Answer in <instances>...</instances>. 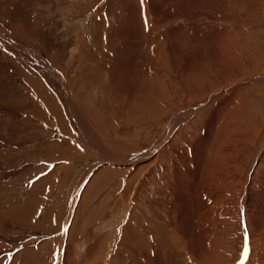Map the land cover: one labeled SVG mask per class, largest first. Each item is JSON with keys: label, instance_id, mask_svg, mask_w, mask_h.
Returning a JSON list of instances; mask_svg holds the SVG:
<instances>
[{"label": "rangeland", "instance_id": "374dc122", "mask_svg": "<svg viewBox=\"0 0 264 264\" xmlns=\"http://www.w3.org/2000/svg\"><path fill=\"white\" fill-rule=\"evenodd\" d=\"M225 1H189L198 15L168 21L173 27L166 39L167 23L159 12L148 16L147 0H0V33L57 74L0 45V264H61L67 256L64 245L69 260L76 259L66 264H135L130 242L122 238L127 222L137 221L146 237L161 226L172 232L173 224L164 225L168 218L158 207L135 206L130 198L123 202V196L149 168L165 165L162 155L149 156L148 150L162 141L177 117L190 108L175 129L173 162L181 137L193 157L204 121L220 107L202 150L199 183L223 161L218 148L232 146L237 136V171L231 172L235 187L218 182L216 199L201 193L211 211L199 220L188 209L193 224L199 222L196 232L203 235V246L173 252L174 235L154 242L149 236L155 262L139 261L264 264L263 246L256 261V251L245 256L249 238L244 237L240 206L237 211L231 207L264 134V0ZM165 4L163 9L172 13L174 5ZM63 88L110 154L148 155L138 169L99 162L100 153L76 125ZM251 184L260 190L259 181ZM239 201L248 211L242 197Z\"/></svg>", "mask_w": 264, "mask_h": 264}, {"label": "bare ground", "instance_id": "6f19581e", "mask_svg": "<svg viewBox=\"0 0 264 264\" xmlns=\"http://www.w3.org/2000/svg\"><path fill=\"white\" fill-rule=\"evenodd\" d=\"M165 1L167 2V0H165ZM165 1L164 0H149V1L147 0L146 6L148 9V12H147L148 16L154 15L157 12H159L160 14L157 13V16H162L163 22L167 23V25L165 27L166 33L165 32H164V34L161 33L162 37L167 39V38H169V36H172V35H170V33H171V30L173 27V24L169 23L168 21L177 20L180 18H184L185 20H183V21H190L196 15H198V12L195 10L193 5L190 4L189 1H191V0H168L170 2L171 6L174 5L172 13L169 11L170 12V14H169L166 10L163 9L164 5H166ZM236 2H237V0H236ZM225 3H226V1H225ZM222 5H223V2H222ZM212 6L213 5H211L210 7H212ZM143 7H144V5H143ZM213 8H214V6H213ZM149 10L152 13H150ZM200 13H201V11H200ZM210 17L212 18V15ZM155 20H157V19H155ZM158 22H160V21L158 20ZM173 23H174V21H173ZM154 24H155V21H154ZM205 24H206V22H205ZM155 26H156V24H155ZM220 29H222V28H220ZM214 30H216V29H214ZM214 30L212 29V32ZM202 33H203V30H202ZM214 33H215V31H214ZM193 37H194V35H193ZM108 40H109V38H108ZM210 41H212V40L210 39ZM0 45H2L4 47V50H6V52H10L11 55L13 54L14 56L21 58L22 60H24L25 62H27L29 64H32V65L36 64V66L47 70L48 67L46 68L45 63L42 60L38 59L36 54L34 55L25 46L23 47V46L17 45L16 43H14L11 39H8L7 36L2 34V33H0ZM168 46H170V45H168ZM174 60H175V58H174ZM187 69H189L188 66L184 72H186ZM49 70H50V72H47V71L46 72L48 74L51 73L52 76L57 78V74L54 71H52V69H49ZM115 80H116L115 83H117L119 85V83L121 81L120 77L116 76ZM57 81H58V79H57ZM59 81L61 83V86L63 87V83L61 82V78ZM55 83H57V82H55ZM64 86H65V84H64ZM63 91L66 92L65 101L67 103V106H69V108L71 109L70 112H71V114H72V116L76 122V125L79 127V129H81L83 135H85V138L88 141V144L93 148V150L96 153H100V160H99L100 163H102V164L107 163V164L116 165V166L131 165L134 169H138V166H139L138 164L144 162L148 155L150 156V155L157 154V153L159 155H162L161 157L164 158L161 161H166L165 165H160L159 167H157V165L156 166L152 165L154 167L149 168L146 171V173L143 175L142 180H140L138 182V184L136 186H134L133 188H131L130 190L128 189V192H126V194L123 196V199H122V201L125 202V200L130 198L133 201L135 206L140 205V204L141 205L144 204L145 206H153L154 209L156 207H158L160 209V212L165 214V217L168 218L167 221H164V218L162 219L165 223L164 225H168L167 223L171 222L173 224V229H174V231L172 229V232H170L167 230L168 228L165 229V227L163 228L161 226V227H158L156 233H153L149 230H148V232L146 231L148 233L147 237H146V236H143L144 235L143 233H145L144 229L140 226L139 223H137V221L136 222L128 221L127 225H125V229H123L122 238L124 237V239L127 240V242L128 241L130 242V245H128V248L130 249V251H132V255H134L133 256L135 259L134 263L135 264H142V262H140L139 260H146V259L149 262L154 263L155 257L152 258V256H154V253H156L155 252L156 249L155 250L153 249L155 247L154 246L155 244L151 245L152 243H149V241L152 240L154 242L158 236H164L165 237V236H168V233L170 236H172V235L175 236L174 240L176 242L174 241V242L170 243L171 244L170 250L173 252L176 250H181V251L188 250L189 251V249L193 250V249H196L197 247L203 246V243H204L203 239H202L203 235L196 232V229L200 227L198 225L199 222L197 223L196 221H194V223H195V225H194L193 220H192L193 216H194V220H199V217H201V215L208 214L211 211V208L209 209V203L207 202V199L208 200L209 199H216L215 193H217V188H218L217 183L218 182H220V184H222V185H226L227 187H233L234 183H236V182H234V178H233V175L231 172H232V169L237 164V136H235L233 138L234 139L233 144H235V147L233 146V144H232V146L230 145L228 147L227 143L226 144L224 143L225 144L224 146L222 145L220 149L218 148L217 152L221 151L223 154V156H222L223 161L222 162L219 161L220 163L218 162V164L215 167L214 173H210L207 177L204 175L205 176V178H204L205 182L199 183V180L201 179L199 166H200V161H201L200 158L202 155V150L205 147V145H207V143H208V140H209L210 135H211V129H212L213 125L216 124L217 117L221 113L220 112L221 107L218 109L212 110L211 115L208 117V119L206 121H204V124H205L204 130L205 131L203 133V136H200L199 141L197 142L196 146L192 147V150H191V155H193L192 158L189 157V153L187 152V150L182 147L183 144L187 143L186 139L184 137H181L180 140H178L180 143V146H178L180 151L176 152L177 161L173 162L171 157H169V154L171 153V151H173L172 150L173 149L172 141L174 139L175 129H176L177 125L180 124L181 122H183L186 119L185 117L187 115H189L190 108L186 109L185 113H187V114H185L184 116L180 115L171 123L170 127H168L169 130L161 139L162 141L158 142L155 145V147L152 148V150L150 152L148 150L147 156L146 155L138 156V157L134 156L132 158V157H123V156H118V155L116 156V155L110 154L109 151L107 149H105L101 140H99V138L97 137V134L91 130L88 122L83 117V115H81L80 112L78 113L75 110V108H74V106H73V104H72V102H71V100L67 94L66 88H63ZM250 146L252 147L251 144H250ZM216 157L219 158L217 153H216ZM218 165H220L221 167H218ZM225 167L227 168V171L224 172L225 173V176H224V174H222L220 172L222 171V169L224 170ZM259 169H262V170L259 171ZM234 170H235V168H234ZM235 171H237V170H235ZM215 172H216V175H215ZM248 175L249 176L248 177L246 176L247 178L245 179L244 185L242 186L243 187L242 193H240L238 195V198L236 199V201H234V202L231 201L233 203L231 205V207L237 211L238 207L240 206V212L242 215V228H243V231L245 234L244 237L249 238V242H248L249 249H248V251L251 249V254L253 251L254 252L256 251L255 252L256 254L254 255L255 256L254 261H256V256H258L263 250L262 246L264 248V236H262V233H261V232H264V134L261 137V142H259V146L257 148V151L255 152V154L251 158L250 171L248 172ZM151 180L154 182L151 183L150 182ZM217 180H219V181H217ZM257 181L260 182V186H259L260 190L256 189L255 187L252 188V186H251L252 185L251 183H253V182L256 183V185H257ZM81 184H83V183H81ZM199 193H200V195H199ZM201 193L204 195L206 194L205 198H207V199L204 200L201 196ZM154 194L155 195L157 194V198L153 197L154 199H151L150 197L154 196ZM227 196H229V195H227ZM240 197L243 198L244 207L248 208L249 214H248V211L246 210V208H245V210L242 208L243 205L239 201ZM220 198H222V197H220ZM245 204H246V206H245ZM188 209H192L191 211L195 214L192 216L191 215L192 213L191 214L188 213ZM223 209H224V207H223ZM213 212H215V210ZM219 214H221V213H219ZM227 215H229L228 212L225 214V217ZM247 215L250 217V219L247 218ZM129 218H130V220H133L131 218V215ZM175 218L178 219L177 222H175ZM207 220H209V219H207ZM187 221H188L187 227L191 228L190 233H189V230L184 228ZM214 221H216V220H214ZM189 222L192 225H189ZM239 225H240V223H239ZM203 228H205V227H203ZM203 228H200V229H203ZM209 232H210V230H209ZM209 234H211V233H209ZM149 236H151V240H149ZM97 238L99 241L97 240L96 242L99 243L100 240H102V239H100V237H97ZM204 238H205V236H204ZM190 239H191V241H190ZM145 240L147 241V243L145 242ZM93 242H94V240H93ZM64 244H65V242H64ZM204 246H205V244H204ZM149 247L150 248L152 247L153 251H152V249L150 250ZM64 248H65V245L63 246V252L66 253L67 256H65V254H64V256L62 257V260H61V264H66L67 262L69 263V261H71V262L73 261L76 263L75 255H73L74 256L73 260H69L70 258L68 255H71V254L68 251L65 252ZM92 251L93 250H91L89 252H92ZM150 251L153 252V254H151ZM118 254H119V252H118ZM251 254L247 253V256L248 255L250 256ZM124 256L125 255H123V257ZM87 259H86V261L88 262ZM81 260H82V258H81ZM94 260H95V257H94ZM86 261H83V262L87 263Z\"/></svg>", "mask_w": 264, "mask_h": 264}, {"label": "snow or ice", "instance_id": "6c2138e0", "mask_svg": "<svg viewBox=\"0 0 264 264\" xmlns=\"http://www.w3.org/2000/svg\"><path fill=\"white\" fill-rule=\"evenodd\" d=\"M141 4H143V0H141ZM76 147H77V148H80V145L77 144ZM68 231H69V230H68L67 228L64 229L65 234H67ZM244 251H245V255L247 256L248 249L245 248ZM13 257H14V254H10L9 259H13Z\"/></svg>", "mask_w": 264, "mask_h": 264}]
</instances>
